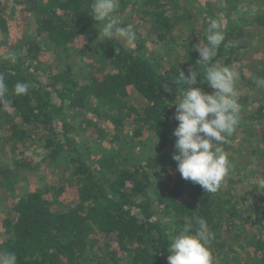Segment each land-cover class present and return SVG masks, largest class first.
I'll return each mask as SVG.
<instances>
[{"label":"trees","instance_id":"16d2710c","mask_svg":"<svg viewBox=\"0 0 264 264\" xmlns=\"http://www.w3.org/2000/svg\"><path fill=\"white\" fill-rule=\"evenodd\" d=\"M191 2L120 0L118 12L128 14L121 26L131 24L136 32L129 44L100 38V26L90 14L93 0H0L4 35L13 18L25 25L33 17L35 25L30 37L0 51L10 101L0 105V133H7L0 140L11 145V155L16 153V159L0 162V203L7 202L9 210L0 214V250L14 252L17 264H168L170 238L185 226L195 234L200 218L215 235L213 258L217 254L222 264H244L239 249L254 264H264V188L255 185L245 198L223 184L206 192L184 180L173 160L179 124L174 103L184 90L175 85L179 72L197 71L200 77L192 87L213 92L201 83L204 72L195 48L207 44L212 19L225 33L213 62L239 65L241 126L251 144L260 137L264 141V131L259 132L264 90L254 82L264 77V0H221L217 7L197 3L199 14ZM246 6H255V15H237ZM142 31L155 36L160 46L155 53L148 51ZM256 50L260 55L248 59ZM9 54L15 62L5 59ZM79 58L88 69L82 79L73 71ZM16 82L29 84L27 95H14ZM130 89L144 99L141 110L131 103ZM250 101L256 103L253 111L247 110ZM103 120L113 134L101 148L107 135ZM90 127L95 130L89 132ZM146 134L152 140L143 143ZM30 142L42 151L38 163L60 172L57 185L45 194L14 186L37 170L36 160L23 149L14 152ZM149 142L151 152L141 161L136 148L142 145L147 152ZM92 143L100 149L97 154ZM220 146L229 154L230 171L238 174L243 165L231 154L232 140ZM256 156L264 167V144L261 154L251 148L249 160Z\"/></svg>","mask_w":264,"mask_h":264},{"label":"clouds","instance_id":"9594fccd","mask_svg":"<svg viewBox=\"0 0 264 264\" xmlns=\"http://www.w3.org/2000/svg\"><path fill=\"white\" fill-rule=\"evenodd\" d=\"M120 0H93L91 16L100 26V38L104 41L119 39L132 43L136 32L132 25L121 26L122 16L118 14ZM207 44L201 43L195 48L199 52L198 65L203 67L206 82L213 92L211 94L197 84L200 77L197 71L185 75L180 71L175 85H183L184 90L177 97L175 119L179 122L173 135L176 153L173 160L177 162V171L186 181L200 185L206 192H216L223 184L232 167L229 154L220 145L229 143L240 122L241 105L236 88L238 73L230 66H220L213 62L219 47L225 41L222 25L212 19L207 29ZM5 59L15 62V55L9 54ZM258 87H264V77L254 78ZM168 90V89H166ZM9 89L5 77L0 74V105L8 104ZM29 84L16 82L14 95H27ZM176 99V100H177ZM195 234L185 226L169 241L168 264H213L210 248L215 238L204 218L198 220ZM0 264H17L14 252L0 250Z\"/></svg>","mask_w":264,"mask_h":264},{"label":"rangeland","instance_id":"374dc122","mask_svg":"<svg viewBox=\"0 0 264 264\" xmlns=\"http://www.w3.org/2000/svg\"><path fill=\"white\" fill-rule=\"evenodd\" d=\"M178 1L184 5L185 0H178ZM191 1L192 2L190 6L198 10V14L200 13V10H201L198 4L203 5L205 3H210L213 7H217L216 4L221 5L220 3L221 0H191ZM256 9L257 8L255 6H252V7L246 6L244 9L239 10L240 12H238L237 15H241V16H244L245 18L246 17L248 18L251 15H255ZM118 14H121V11L118 12ZM121 15L122 17L128 16L127 10L125 9ZM124 20L125 19H123L122 21ZM25 25L22 24V22L17 18H13V20L9 22V29H10L9 33L7 35H4L2 32H0V51L4 49V47L15 46V44H17L18 41L20 42L22 38L24 39L27 36L30 37L32 33H34L35 25L33 24V17H30L28 23ZM197 26L198 27L200 26L201 28L202 24L197 25ZM138 31H140V29ZM199 33H200V30H199ZM142 34L147 40L148 51L155 53L154 50L160 47L159 44L155 43V36L153 34H150L149 31L147 32L142 31ZM176 37L178 40H180L182 38L181 32H178ZM257 42L258 40H254L253 43L256 44ZM255 49L256 48H254V50ZM253 54L257 56L260 55L258 50H256L255 52L248 54V59L255 60L253 57ZM48 57H50V55L48 56L43 55L44 59H48ZM54 63H56L55 60H54ZM231 68H233L239 75L240 68L238 64H234ZM86 70L88 71V69L86 68L84 70L83 62H81V58H79L77 60L76 66L74 65L73 67L75 76L80 79L84 78L86 76ZM236 83L237 84L240 83L239 76H238V80ZM263 90H264V87H263ZM245 94H246V90H245ZM250 94L253 97V94L247 91V95L251 96ZM129 99L131 103L137 106L138 110H141L144 107V104H145L144 99L133 89L129 90ZM255 104L256 103H254V101H250V103L247 105V110L253 111L255 109ZM85 116L88 119L95 121V123L97 122L100 123V121L102 122L101 118H98L96 115H93L92 113H86ZM76 122L78 123L79 119H77ZM103 122H104L103 126L105 128L104 132L107 135L102 142H99V144H101V148L107 147V143H109V136L113 134L112 129L109 126L107 127L108 123L104 120ZM241 125H242V122L240 118L239 125L237 126V129L239 130H237L236 133H234L233 136L229 138V140L230 139L232 140L231 154L232 155L235 154V157L237 158L236 163L238 162L239 164H242L243 166L241 167L240 172L238 174H235V171H230L228 176L225 178L223 185L226 188L236 187L237 190H235V192L238 193V195L241 198H245L250 192V190L253 189L255 185L257 186L256 188H260V187L264 188V181H263L264 180V167L259 166L257 164L258 161H256V159L258 160L257 158L258 156H256V158L253 157L251 160H249V154H250L251 148L253 146L258 148V152L259 154H261V148L264 144V141H262V138L260 137L257 142H254V144H251V139H249L250 138L249 133L247 132L244 133L243 126ZM94 130H95L94 127L88 128L89 132L94 131ZM263 131H264V127H259V132H263ZM148 134H146L145 137L143 138L144 139L143 143H145L146 141L152 140V136ZM0 135L5 136L7 135V133L5 134V132H1ZM89 135L90 136L85 137V139L87 140L88 138L93 139V137L96 136L95 133L92 136L91 134ZM90 146L94 149L96 154L98 150H100L96 146H93V143L90 144ZM20 149H23L25 155L34 158L38 166L35 172L30 173V174L28 172L25 174V176L29 174L26 177H24L25 179H27L26 181H22V180L18 181L17 183H15L14 186H16L18 189L21 190V192H24V193H26V190L30 191L32 189L33 190L38 189L43 194H45L46 191L50 189V186H56L58 183L57 181V178L59 176L58 173L60 172L59 170H56V169L52 171L47 166L43 164L40 165L38 163L42 157V151L38 147L36 142H30L25 145L19 144L14 152H18ZM10 151H12L11 145L3 144L2 141L0 140V162H10L12 160V157H15L16 153L11 155ZM135 152L137 155H139L141 161H145L147 156L151 152V143L149 142V148L147 152H146L145 147L142 145L137 147ZM48 196L50 195L48 194ZM8 212L9 210H8L7 202L0 203V214H3L6 216ZM240 222L238 223L240 224ZM3 239H4V236H2L0 233V242H2ZM237 255L241 257L242 260H244V264H254V259L250 257L249 254H246L244 251L237 249ZM222 262H223V259H221L216 254L215 258L213 259V264H222ZM226 264H231V263L227 262Z\"/></svg>","mask_w":264,"mask_h":264}]
</instances>
